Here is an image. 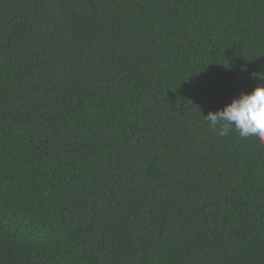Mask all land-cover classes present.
<instances>
[{
    "label": "trees",
    "instance_id": "trees-1",
    "mask_svg": "<svg viewBox=\"0 0 264 264\" xmlns=\"http://www.w3.org/2000/svg\"><path fill=\"white\" fill-rule=\"evenodd\" d=\"M256 74L264 0H0V264H264Z\"/></svg>",
    "mask_w": 264,
    "mask_h": 264
},
{
    "label": "clouds",
    "instance_id": "clouds-1",
    "mask_svg": "<svg viewBox=\"0 0 264 264\" xmlns=\"http://www.w3.org/2000/svg\"><path fill=\"white\" fill-rule=\"evenodd\" d=\"M264 79V74H256ZM205 118L210 127L219 128V135L227 136L234 126L242 138L256 137L264 142V83L250 93H241L222 110L209 112Z\"/></svg>",
    "mask_w": 264,
    "mask_h": 264
}]
</instances>
